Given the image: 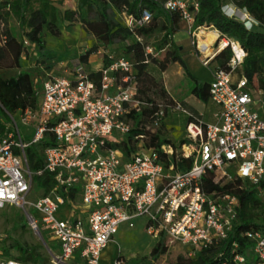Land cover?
I'll list each match as a JSON object with an SVG mask.
<instances>
[{
  "label": "built area",
  "instance_id": "1",
  "mask_svg": "<svg viewBox=\"0 0 264 264\" xmlns=\"http://www.w3.org/2000/svg\"><path fill=\"white\" fill-rule=\"evenodd\" d=\"M162 8L179 13L190 31L200 29L194 27L196 0H165ZM241 17L248 30L257 25L243 10ZM149 19L147 12L140 19L126 16V27H141ZM136 40L141 42V38ZM226 43L232 54L228 64L232 71L243 62L245 53L237 42ZM192 45L197 48L196 41ZM24 46L29 44L24 41ZM144 50L153 55L150 47ZM197 53L204 55L200 60L203 67L215 56L198 49ZM109 59L111 63L99 70L97 84L84 64H77L67 77L49 76L43 82L37 109L20 113L22 124L28 125L32 119L37 122L30 143L22 141L10 117L9 131L0 134V209H21L34 234L40 231L56 243L50 264H100L102 251L120 227L132 229L138 218L146 219L148 236L163 239L165 246L184 247L188 257L227 239L236 220L238 199L231 193L206 194L202 178L210 174L219 186L237 178L251 184L264 180V87L257 80L234 78L213 69L208 98L217 108L215 122L203 123L170 98L169 109L189 118L186 143L176 150L166 144L155 149L147 146L150 137L161 130L165 113L160 106L142 128L138 127L142 134L134 137L137 150L125 159L107 145L131 135L136 127L128 115L140 113L144 104L135 97L131 62L112 55ZM46 132L54 145L45 146L41 154L44 171L53 176L55 186L47 195L29 201L33 176L25 150L39 143ZM178 157L192 160L189 170L175 171L172 160ZM72 192L78 203L71 198ZM258 197L264 203V189ZM63 205H67V217L57 215ZM244 236L252 244L249 255L235 253L234 244L228 264H264V228L247 231ZM5 238L0 235V264H41L4 257L1 243ZM114 264L125 263L116 258Z\"/></svg>",
  "mask_w": 264,
  "mask_h": 264
},
{
  "label": "trees",
  "instance_id": "2",
  "mask_svg": "<svg viewBox=\"0 0 264 264\" xmlns=\"http://www.w3.org/2000/svg\"><path fill=\"white\" fill-rule=\"evenodd\" d=\"M164 1L76 0L75 10H64L60 18L62 23H81L84 31L94 37L98 43L79 57L82 63H87L90 55L98 52L99 48L116 46L121 51L104 54L103 68L111 63L109 55H112L113 59L125 58L132 64L133 77L137 84L135 97L141 104H144V107L141 106L140 113L131 112L128 115L136 127L131 135L126 136L119 143H108L107 145L109 148L119 150L125 159H128L130 154L137 150L134 137L142 134V130L138 128L142 119L147 123L160 106L164 108L165 116L169 112V102L159 105L152 99V95H156L157 79L154 77L151 66L159 63H155L153 55H147L144 50L146 47L144 39L155 32H164V37L167 38L179 31L181 17L177 12L164 11L162 8ZM228 1L236 8L249 14L257 25L248 30L244 22L234 16L227 15L222 10L223 0H196L198 9L194 16V27H205L217 31L218 39L237 42L245 53L243 62L231 71L228 64L232 54L227 45L210 61L215 64L214 69L231 73L236 78L245 77L247 80H257L259 86L264 87V0ZM143 12H147L150 19L141 27L128 28L117 20V16L120 14L140 19ZM10 20L15 22L17 32L11 28ZM58 20L56 5L50 0L0 1V71L5 69L18 71L15 76L9 78H4L0 73L1 135L9 131L6 125L11 121L12 115L21 113L27 108L35 111L39 103L30 73L22 70L20 66V60L27 58L28 54L24 41L34 47L38 55L36 63L42 65L44 62L41 61V58L45 54L43 31L59 38L61 34L57 26ZM136 37L141 38V42H138ZM146 59L148 61L145 63ZM159 66L164 65L160 63ZM90 78L97 84L100 73H91ZM190 91L198 100L202 102L208 100V84L193 82ZM159 93L161 96L164 95L162 90ZM185 143L186 140L183 139L173 141L160 139L155 135L150 137L147 146L155 149L166 144L176 150ZM36 145L37 148L28 146L25 154L29 170L34 172L32 179L36 187L43 191V195H47L55 186V181L49 172L44 171V162L39 149L42 151L45 146L54 145L53 137L46 132L43 139ZM172 162L175 171L178 172H185L192 165L191 159L183 160L180 157L173 158ZM39 171L42 173L37 174ZM201 185L209 195L234 193L238 199L236 220L227 239L200 249L193 257L178 255L172 264H228L231 262L234 244L237 246L235 253L249 255L252 244L244 236V233L264 228V203L258 197V193L264 189V180L257 184H251L237 178L231 183L219 186L213 183L209 174L202 178ZM76 195L75 192L70 194L72 199H75ZM42 235L44 236L43 233ZM10 250L18 252L19 256L14 259L19 261L26 263L40 261L36 248L14 243L7 249L2 247L3 255H8ZM165 253L166 246L163 239H160L153 246L149 257L134 260L132 264H154ZM42 262L45 264L46 260H42Z\"/></svg>",
  "mask_w": 264,
  "mask_h": 264
},
{
  "label": "rangeland",
  "instance_id": "3",
  "mask_svg": "<svg viewBox=\"0 0 264 264\" xmlns=\"http://www.w3.org/2000/svg\"><path fill=\"white\" fill-rule=\"evenodd\" d=\"M56 8L58 11V29L60 30V37L56 38L48 34L46 31L44 32V41H45V54L41 58V61L44 63L41 66L37 65L38 56L35 53L34 47H27V58L22 59L23 67L22 70L30 73L34 89L39 98L42 84L45 80L49 78V76H58L59 74H63V66L68 73L72 72L77 64H86L82 63L79 60V57L82 54H85L92 46L98 44L96 39L92 37L90 34L86 33L83 29L81 23L75 22L73 24H69L67 22L62 23L60 21L61 15L66 9L75 10L76 8V0H57L55 1ZM222 10L229 16H234L237 19H241V11L240 9L233 6L228 0H223ZM118 22L121 25L126 27V15L120 14L117 16ZM12 29L17 32L16 24L13 20L9 22ZM135 27V25H132ZM159 27V26H158ZM157 27V28H158ZM205 29V30H200ZM200 31L189 30L188 25L184 23L182 20L179 24V33L176 37L171 35V37H164V32H155L151 36L144 39L145 45L150 47L153 52V59L155 63H159L157 66L163 64L165 68L168 69V73L175 72L178 69L179 64L175 63L174 58L179 57L181 54L177 51L176 46H174L173 39L176 38V45L182 44L184 45L185 50L189 48L192 51L193 56L200 61L204 55L197 53V48L195 45H192V41H196V34L199 32V43L203 46H207V43L211 42L215 48H218L221 41H228L226 39H218L217 33L215 30L210 28L202 27ZM210 30V31H209ZM194 33V35H193ZM211 40V41H210ZM198 43V49L199 44ZM101 53L96 55L91 60L90 69L97 70V68L102 64V59L104 54H113L114 52L121 51L120 48L114 46L112 48H100ZM187 51V50H186ZM183 51V54L186 52ZM182 54V55H183ZM194 58V59H195ZM89 59V58H88ZM185 59V58H183ZM187 62L192 60V64L196 65L195 74L202 75L201 69L195 63L193 59H185ZM184 60V61H185ZM88 62V61H87ZM212 66H215L214 63H210ZM17 70L14 69H5L0 71L1 75L4 78L13 77L17 74ZM64 75V74H63ZM157 79V88L156 95H152V99L159 105L167 104L168 92L174 94L175 97L185 98L188 96L185 93L189 87H192L193 80H162ZM200 83H203L205 80H197ZM164 92V95L161 96L160 91ZM184 91V93H182ZM255 96H257V92H254ZM261 114V112H258ZM262 115V114H261ZM12 118L15 122L16 127L18 128L21 139L24 143H30L37 129V122L35 119L30 121V124L25 125L21 123V114L16 113L12 115ZM184 115L181 113H175L169 119L173 122V124L177 125V127L182 126ZM146 122L142 119L140 123V127L142 128V124ZM174 129H163L162 132H157V136L159 135L160 139H171L175 141L176 139L175 133H173ZM179 141V139H178ZM37 144V143H36ZM36 144H31L30 146L33 148H37ZM137 149V147H136ZM41 152V150L39 149ZM29 169V167H28ZM30 171V170H29ZM32 176H34V172L30 171ZM32 185V191L27 197L29 201H35L37 198L43 195V191L36 187L34 181ZM234 194V193H233ZM235 195V194H234ZM67 206L63 205L59 207V213L57 214L59 217L62 215L63 217H67ZM33 214L34 212L31 211ZM35 215V214H34ZM36 218L39 219V215L36 214ZM27 216L25 212L21 209L6 206L3 209H0V235L6 236L4 241L1 243V247L7 249L12 244L18 243L20 245L26 247L36 248L37 253L39 255L40 261L38 263H43L42 260H46L45 264H50V254L52 252H56V244L51 241V239L47 236H43L46 246L48 248V252L38 237L29 229L27 225ZM146 222L145 218H138L133 222V228L130 229L127 226H121L119 232L113 237V242L109 243L107 247L102 251V255L100 257V264H113L115 256L123 260L125 264H132L134 260H140L143 257H149L150 252L153 246L156 244V240L148 237L142 230L144 224ZM44 234V233H43ZM178 255L187 256L186 249L181 247L180 245H170L166 246V253L159 257L158 260L154 262V264H172ZM4 256V255H3ZM19 256L18 252L15 250H10L8 255L4 257H12L17 258ZM189 258V257H188ZM67 264H79L77 262L69 261Z\"/></svg>",
  "mask_w": 264,
  "mask_h": 264
},
{
  "label": "crops",
  "instance_id": "4",
  "mask_svg": "<svg viewBox=\"0 0 264 264\" xmlns=\"http://www.w3.org/2000/svg\"><path fill=\"white\" fill-rule=\"evenodd\" d=\"M2 1V0H0ZM52 2H54L55 4V1L57 0H50ZM56 5V4H55ZM67 10V9H66ZM71 10V9H70ZM44 32L45 30L43 31V39H44ZM179 33H181V31H178L177 33L174 34V37H176ZM177 39L174 38L173 39V43H174V46H176L177 48V51L181 54L179 57H177L178 59L175 61V63L179 64L178 66V69L175 71V72H172V73H168V69L163 67V66H157V65H152L151 68L153 69V74H154V77H158V79H162V80H193V82H196L197 84H208L209 86V83L211 82L212 80V77H211V71L214 69V66H212L210 63H209V66L208 67H203L200 63V61H198L192 54V51L189 50V48H187L185 50L184 48V45L182 44H178L176 45ZM211 41V40H210ZM211 42H209V47H208V44H207V49L209 51L208 54L206 55H216L218 52L220 51H217V48H215L213 46V44H210ZM33 47V46H31ZM183 51H186L184 54H183ZM36 53V51H35ZM101 53V50L99 48L98 52H96V55L100 54ZM37 54V53H36ZM183 54V55H182ZM38 56V55H37ZM95 57V54H92L90 55L89 59H88V62H87V65L85 64V67L86 69L90 72V73H97L99 72V70L101 68H103V63L100 64V66L97 68V70H93L92 68L90 69V65H91V60L92 58ZM189 58V59H193L195 60V63L197 64V66H199V68L201 69V73L202 75H196L195 74V67L196 65L193 63L192 64V60H189L188 62L185 60V59ZM195 58V59H194ZM24 59V58H22ZM21 59V60H22ZM20 60V66L23 67V64H22V61ZM185 60V61H184ZM38 66H41L37 63ZM63 68V71L62 73L64 74H59L58 76H61V77H67L68 75V72L66 71L65 69V66L62 67ZM234 78H236L235 76H233ZM197 80H205L203 83H200L199 81ZM184 93V91L182 92ZM188 94V96H186L185 98H180L179 96L178 97H175L174 94H171L170 92H168V98H173L179 102L182 103V105L188 110V112H190L191 114H193L194 116L196 117H199L200 120L205 123V124H213L215 122V118H214V114L217 112V108L216 106H214L209 98L206 102H202L200 100H198L190 91V87H189V84H188V89L187 91L185 92ZM168 99V100H169ZM169 112L167 113V115L164 117L163 119V122H162V126H161V130L159 132H162V130L165 128V129H174L175 131L173 133H175V138L176 139L175 141H178L183 139L185 140L184 138V135H185V127L187 125V123L189 122V118L187 116L184 115L185 118H183V122H182V126L181 128L180 127H177V125L173 124V122L171 121V119H169L171 116H173L175 113H178V112H173L171 111L170 109L168 110ZM183 115V114H182ZM159 137V135H158ZM180 148V147H179ZM178 148V149H179ZM28 163V162H27ZM33 181V179H32ZM43 196V195H42ZM76 199V200H75ZM74 201L75 203H78L79 200L77 198V196L75 197ZM67 206V205H66ZM143 232L145 233L144 231V226L142 228ZM119 232V230H118ZM117 232V233H118ZM146 234V233H145ZM147 235V234H146ZM148 236V235H147ZM150 237V236H148ZM151 238V237H150ZM153 239V238H152ZM154 240V239H153ZM114 240L112 239L111 242H113ZM109 242V243H111ZM157 242V241H156ZM55 243V242H53ZM108 243V244H109ZM56 244V243H55ZM107 244V245H108ZM106 245V247H107ZM105 247V248H106ZM102 255V253H101ZM117 258V256H115V259ZM114 259V261H115ZM114 261H113V264H114Z\"/></svg>",
  "mask_w": 264,
  "mask_h": 264
},
{
  "label": "bare ground",
  "instance_id": "5",
  "mask_svg": "<svg viewBox=\"0 0 264 264\" xmlns=\"http://www.w3.org/2000/svg\"><path fill=\"white\" fill-rule=\"evenodd\" d=\"M200 30H205V29H200ZM200 30H198V31H200ZM216 33H217V37L216 38H218L219 37V33L217 32V31H215ZM198 34H199V32L196 34V43H197V49H198V43H199V36H198ZM200 44V43H199ZM208 44V47H209V43H207ZM227 46V43H226V41H221V43H220V45H219V49H218V51H222L225 47ZM200 52H202V54H208L209 53V51H208V49H207V47L206 46H203L202 44H200L199 45V49H198Z\"/></svg>",
  "mask_w": 264,
  "mask_h": 264
},
{
  "label": "water",
  "instance_id": "6",
  "mask_svg": "<svg viewBox=\"0 0 264 264\" xmlns=\"http://www.w3.org/2000/svg\"><path fill=\"white\" fill-rule=\"evenodd\" d=\"M35 235L38 237V239L41 241V243L44 245V247H45L46 250L48 251V248H47V246H46V242H45V240H44L42 234L40 233V231H37V232L35 233ZM48 252H49V251H48ZM49 253H50V252H49ZM50 255H51V254H50Z\"/></svg>",
  "mask_w": 264,
  "mask_h": 264
}]
</instances>
